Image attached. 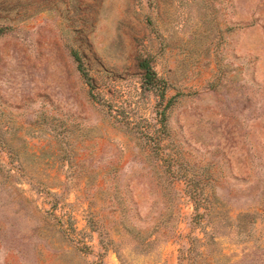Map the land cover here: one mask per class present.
I'll list each match as a JSON object with an SVG mask.
<instances>
[{
	"label": "rangeland",
	"instance_id": "374dc122",
	"mask_svg": "<svg viewBox=\"0 0 264 264\" xmlns=\"http://www.w3.org/2000/svg\"><path fill=\"white\" fill-rule=\"evenodd\" d=\"M0 29V264H264V0H0Z\"/></svg>",
	"mask_w": 264,
	"mask_h": 264
},
{
	"label": "trees",
	"instance_id": "16d2710c",
	"mask_svg": "<svg viewBox=\"0 0 264 264\" xmlns=\"http://www.w3.org/2000/svg\"><path fill=\"white\" fill-rule=\"evenodd\" d=\"M1 31V29H0ZM74 58L78 61V67L82 74L87 78V84L90 86V89L95 87V83L92 77H88L87 73L81 67L80 57L74 53ZM138 66L141 69V86L145 89H157L159 94L164 98V88L160 84V79L157 77V73L152 68L148 60L140 59L138 61ZM167 106V105H166ZM165 109V108H164Z\"/></svg>",
	"mask_w": 264,
	"mask_h": 264
}]
</instances>
